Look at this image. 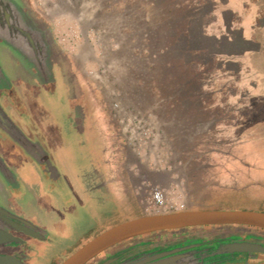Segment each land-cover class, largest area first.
Instances as JSON below:
<instances>
[{
	"label": "rangeland",
	"instance_id": "1",
	"mask_svg": "<svg viewBox=\"0 0 264 264\" xmlns=\"http://www.w3.org/2000/svg\"><path fill=\"white\" fill-rule=\"evenodd\" d=\"M32 1L35 9L48 19L60 56L64 55V59L71 58L96 98L99 108L108 109L106 118L101 114L96 116V129H103V121L109 125L110 120L116 134L118 132L120 136H124L126 149L122 158L125 159L131 174L130 195L137 198L136 201L131 200L133 207L131 213L129 212L130 218L142 214L205 207L201 205L207 197L201 188L205 178L199 174L195 175L194 188L189 191L185 182L183 184L180 170L177 173L172 171L173 167L179 165L172 167V159L176 156L182 157L183 159L179 160L183 161L187 157H218V154L212 152L213 149H218V146L211 141L213 139L210 140L209 134L208 137L203 136L208 133L207 129L213 131L212 118L221 114L223 116L227 108L221 106L219 111L212 112L215 105L212 106L210 101L209 112L205 115L198 113L196 109L191 110L186 92L182 93L181 90L184 80L180 76L176 80L180 88L178 91H181L178 99L168 96L175 88L170 79L173 72L169 67L161 68L159 62L166 57L168 61L171 58L169 55H159L158 47L168 45L176 57L181 56L188 60L187 41L179 36L172 42L164 32L161 33V30L168 29L167 25L172 29L174 13H168V2ZM233 1L228 0L226 6L238 9V24L244 25L245 33L250 39H256L262 48L249 57L255 62L250 65V69L239 70L238 74H234V78L229 80L241 96H236L235 100L230 101L234 104L238 98V111L230 110V114L227 112L222 118V123L233 121V116H238L241 120L237 129L241 131L238 132V144L234 143L232 150L229 146L223 147V151H230L231 156L236 157L231 165L235 172L225 174L223 180H226L227 185L234 186L243 197L248 198L242 203L244 210H263L264 25H260L262 23H259V19L264 16V0H238V7L233 6ZM200 2L203 1L170 0L171 7L176 12L184 10L182 5L185 9L197 10ZM212 2L218 7L214 10L217 15L221 5H216V0ZM244 3L248 5L247 9L241 5ZM250 11L256 13L255 22L249 16ZM160 20L162 26L159 25ZM205 31L206 35L224 32L222 22L219 18H211ZM193 43L197 46L203 44L197 41ZM206 53V50L196 49L192 56L197 59V55ZM0 63L4 72L1 78L3 88L9 87V81L15 76L26 75L22 67L17 68L9 52H3ZM201 63L202 61L196 63L197 77H203L206 72L210 79L224 75L223 70L217 71L210 66L200 65ZM256 71H261L259 79L254 75ZM39 77L42 78L40 71L35 74L36 81ZM37 95L34 99L28 98L27 95L20 99L21 96L18 98L19 95L11 92L7 97H3L1 106L11 122L12 129H19L26 134L27 137L23 136V142H19L23 150L32 155L37 153L36 157L45 152L49 156L48 159H52L62 168H59L60 170H65L67 175L72 177L76 174L72 165L73 156L67 152L63 153L60 144L54 143V138L57 141L59 137L56 134L61 127L60 123L51 116L52 114H47L41 92ZM88 110L89 114L93 111H90V107ZM89 114L87 111L86 117ZM87 120L89 121V118L84 120V123ZM240 122L243 123V129L240 128ZM87 126L85 123V129L89 128ZM102 142L101 134L93 133L90 139L85 141V150H72L71 153L81 157L83 160L78 158L79 161L86 165L87 150H94L92 157L94 160L98 159L101 157ZM32 143H36L38 148H32ZM104 153L105 151H102L103 155ZM213 172L214 170L211 171ZM28 179L23 182V195L18 201L19 210L25 217L50 232L52 238L54 235L56 237L53 242L36 247L34 254L30 256L32 264H58L71 251H77L100 234L107 224L120 219L116 216L115 199L99 188V191L94 192L97 197L91 199L89 190L77 193L76 183L72 180L67 181L70 184L69 189L64 181L56 182L50 188L45 181L38 183L34 176ZM209 194L210 197L215 196L213 193ZM122 212L123 215L129 216L128 211ZM44 251L45 257L40 255ZM40 261L44 262L39 263Z\"/></svg>",
	"mask_w": 264,
	"mask_h": 264
},
{
	"label": "flooded vegetation",
	"instance_id": "2",
	"mask_svg": "<svg viewBox=\"0 0 264 264\" xmlns=\"http://www.w3.org/2000/svg\"><path fill=\"white\" fill-rule=\"evenodd\" d=\"M165 1L168 2V13H174L172 14L174 19L172 29L167 25L168 29L161 30V33L164 32L172 42H175L179 36L185 39L188 56V60L181 56L176 57L174 52L169 50L168 45L158 47L159 55L162 57L169 55L171 58L170 61L166 57L159 62L161 68L166 66L173 72L170 79L175 88L168 96L178 99L181 91H178L180 88L176 80L180 76L184 80L181 83V90L182 93L186 92L191 110L196 109L198 113L202 112L205 115L209 112L208 105L212 101V106L215 105L212 112L219 111L221 106L227 108L228 114L230 110L238 111V98L234 104L230 101L241 94L237 93L236 86L229 80H232L239 70L250 69V65L255 62L249 57L262 48L256 39H250L245 33L244 25L238 24L240 19L238 9L228 8L226 6L228 0H216V5H221L216 15L214 10L218 7L214 6L215 3L212 0H202L197 10L185 9L182 5L184 10L176 12L172 9L170 0ZM0 2V62L3 52H9L17 68L22 67L26 73L24 78L15 76L9 81V87L3 88L1 77L4 72L0 63V231H4L6 237L10 236L5 241L0 239V255L14 257L20 264H32L30 256L34 254L36 247L39 244L51 243L56 237L54 235L52 238L50 232L48 233L34 220L25 217L19 210L18 201L23 195V182L29 180L31 176H34L38 183L45 181L50 188L54 183L62 181L69 188L70 184L67 181L72 180L76 183L77 193H85L89 190V196L93 199L97 197L94 192L101 189L115 199L116 216L120 219L107 224L101 232L130 218L133 207L131 200L136 201L137 198L130 195L131 174L125 159L122 158V153L124 154L126 149L124 136H120L118 132L116 134L110 120L109 125L103 121V129H96V116L101 114L106 118L105 114L107 112L108 116L109 111L106 107L99 108L96 98L71 58L64 59V55L63 58L60 56L48 19L35 9L32 0H5L4 3L0 0ZM232 4L238 7V0H234ZM241 5L245 9L248 8L245 3ZM5 11L8 18H5ZM255 15L256 13L249 12L253 22ZM213 17L220 19L224 32L206 35L205 30ZM161 23L160 20V26ZM259 23L264 25V16L259 19ZM196 41L203 44L197 46L193 43ZM196 49L206 50L207 53L197 55L196 59L192 56V52ZM198 61H202L200 65L210 66L211 69L223 70L224 75L220 74L210 79L206 76V72L203 77H197L195 67ZM39 71L42 78L39 77L36 81L35 74ZM254 75L259 79L261 71H256ZM11 92L19 95L18 98L21 96L20 99L24 95L34 99L41 92L47 114H52L51 116L61 126L56 134L60 138L58 137L57 141L54 138V143L60 144L63 153L67 152L73 156L72 165L76 172L74 176H68L65 170H60L62 168L52 159H48L49 156L45 152H41L36 157L37 153L33 156L23 150L18 139L27 136L19 129H12L11 122L1 106L3 97H7ZM89 107L90 111L93 109L91 114ZM87 111L89 115L86 117ZM226 113L212 118L213 131L207 129L208 133L203 136L205 138L209 134L210 140L213 139L211 141L218 146V149H213L212 152L218 154V157L205 159L187 157L183 161L179 160L183 159L182 157L176 156L172 159V167L179 164L178 167H173L172 171L177 173L180 170L183 184L185 182L189 191L194 188L195 175L199 174L205 178L201 188L207 197L205 202L201 203L205 207L200 209H245L242 203L245 199L248 200L243 194L238 193L234 186L227 185L226 180H223L225 174L235 172L231 165L236 160L235 156H231L230 151H223V147L229 146L232 150L233 144H238V132L241 131L237 129V124L241 120L238 116L234 115L233 121L222 123ZM87 118L89 121L85 123L89 128L85 129L84 120ZM239 124L243 129V123ZM93 133H100L103 137L101 157L94 160L92 157L94 150L89 149L85 156L88 161L84 165L79 161L83 159L71 152L77 149L85 150V141L90 139ZM31 146L38 148L36 143H32ZM102 151H105L104 155ZM213 170L215 173H211ZM209 193L215 196L210 197ZM79 204L82 205L81 202ZM122 211H128L129 216L123 215ZM256 211L264 212V209ZM140 243L147 245L138 247ZM230 243H238V251L221 250ZM173 249L177 250L175 254L182 255V259L190 264H264V229L246 225H212L163 230L117 243L84 264H121L122 262L130 264L136 254ZM75 251H71L58 264ZM44 254L45 251L43 254L40 253L41 256ZM113 256L117 258L107 262Z\"/></svg>",
	"mask_w": 264,
	"mask_h": 264
},
{
	"label": "water",
	"instance_id": "3",
	"mask_svg": "<svg viewBox=\"0 0 264 264\" xmlns=\"http://www.w3.org/2000/svg\"><path fill=\"white\" fill-rule=\"evenodd\" d=\"M2 2L4 3L5 0H2ZM4 15L5 18H8L6 11ZM18 141L23 142V138L21 137ZM212 225H246L264 229V212L244 209H183L164 213L142 214L102 231L61 264H84L92 257L117 243L153 232ZM6 235L4 231H0L1 240L5 241L6 238L10 237H6ZM146 245L147 243H140L138 247ZM221 250L225 252L238 251V243L226 244ZM175 251L177 250L150 251L136 254L130 264H190L182 259V255L175 254ZM116 258L117 256H113L107 262L114 261ZM17 263L20 264L14 257L0 255V264ZM121 264L127 263L122 262Z\"/></svg>",
	"mask_w": 264,
	"mask_h": 264
},
{
	"label": "built area",
	"instance_id": "4",
	"mask_svg": "<svg viewBox=\"0 0 264 264\" xmlns=\"http://www.w3.org/2000/svg\"><path fill=\"white\" fill-rule=\"evenodd\" d=\"M158 193V192H157ZM157 193L155 194V196L157 195ZM160 194V193H159Z\"/></svg>",
	"mask_w": 264,
	"mask_h": 264
}]
</instances>
